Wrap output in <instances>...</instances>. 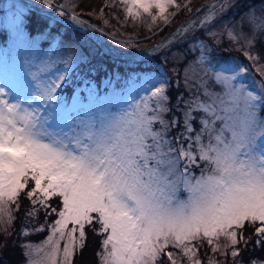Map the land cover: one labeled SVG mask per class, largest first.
I'll list each match as a JSON object with an SVG mask.
<instances>
[{"label": "snow or ice", "instance_id": "6c2138e0", "mask_svg": "<svg viewBox=\"0 0 264 264\" xmlns=\"http://www.w3.org/2000/svg\"><path fill=\"white\" fill-rule=\"evenodd\" d=\"M120 2L128 17L146 14L153 24H169L167 10L182 8L177 0ZM39 3L52 10L41 9L43 53L27 31L31 8L12 3L0 12L12 40L0 49V225L13 222L21 199L30 205L25 221L52 218L37 229H50L42 244L21 245L24 264H73L89 235L101 237L96 264H205V246L234 249L248 233L264 246V11L217 31L236 0H214L128 61L170 62L174 80L155 68L132 71L126 96L96 90L82 97L86 104H68L60 101L72 70L112 53L93 25L71 15V30L61 32L63 7ZM225 36L252 62L259 91L244 82L249 65L214 60Z\"/></svg>", "mask_w": 264, "mask_h": 264}, {"label": "rangeland", "instance_id": "374dc122", "mask_svg": "<svg viewBox=\"0 0 264 264\" xmlns=\"http://www.w3.org/2000/svg\"><path fill=\"white\" fill-rule=\"evenodd\" d=\"M25 1L31 4L33 7L26 4ZM12 3L23 5L26 8H31L32 11L35 10L36 12H40V10H38L37 8L43 9L45 10V12L52 11L47 9L46 6L40 4L39 0H3L0 2V12L6 11L7 7ZM177 3L181 4L182 8L180 10H177L175 7H170L166 13V15L170 17V23L165 25L160 20L153 24L150 17H148L146 14L140 19H131L126 15V12L124 10L125 6L120 2V0H53L54 9L57 4H60L61 6L63 5V7L67 8H63L65 16L59 19V24L62 25H58L61 32L71 30L72 24L69 20V16L74 15L79 19L84 20L87 24L93 25L99 30L98 34L101 36V39L106 46L104 49L105 51L111 50L112 56H122L127 59H131L133 56H135L136 59H140V53L143 52V50L160 44L175 30H178L179 28L184 26H189L188 22H191L194 17L199 15L200 12L203 11L206 13L207 10L204 6L213 4L214 0H177ZM75 9H80L79 13H76ZM249 10H254L257 14H260L261 11H264V0H236V7L231 8L222 17H220L221 23L216 25V30L219 31L225 25L231 27L238 24L241 17L245 16V14ZM32 11L30 14V18L32 16ZM173 13H175L174 16ZM37 20L38 24L40 26H43V19L38 16ZM101 24L105 29H102L99 26ZM41 30L37 31L36 33H32L29 31L27 25L28 33L35 38L37 47L41 48L43 53V51L47 50V46L46 43L41 44L42 37L38 35ZM201 35V32H195L196 37H199ZM192 39L193 35L191 33L185 37V40L187 41H191ZM221 39H223L224 43L213 53L214 60H218L221 63L235 60L237 62H240L241 64L249 65L250 71L248 75L243 78L244 82L249 85L252 90L259 91V89L256 87V83L260 79V77L252 66V62L247 60V58L243 55V50H238L239 45L229 42L226 36L221 37ZM114 41H118L119 44L114 43ZM125 44L133 45L134 47H121ZM11 45L12 40L8 37L7 32L0 30V49H8L9 47H11ZM188 47L189 44L187 43H181L179 45V49L182 52H187ZM192 55L193 54L189 53V59L192 58ZM253 55H255V52H253ZM143 60L145 63H147L146 65L150 64L152 68L159 69L161 73H166L167 77L170 80L175 79V75L171 71L172 66L170 62H164L161 59L149 60L147 56H144ZM89 65L90 64L80 65L72 70V72L70 73L71 78L67 79V83L63 88L60 101L61 103L71 104L73 99L75 98L81 103L86 104L87 101L83 100L82 97H87L90 92L95 95L97 89L93 91L90 88L87 89L86 87H84L85 95H82L80 89L82 88L81 86H86V84L83 82L86 80L84 75L89 72ZM57 67L62 68V65H58ZM173 90L175 91L173 92ZM74 91L75 97H73ZM127 91L128 81L120 79L118 76H116L113 80L105 81L104 87L99 90V94L102 97L105 95L111 97L113 93H119L121 96H126ZM177 92L178 90L175 88L170 91V96L173 93V98L170 103H175L174 95ZM196 174H199L198 170ZM186 195L187 194L185 192H180L181 197H185ZM29 206L30 205L27 200L21 199L19 211H17L16 208L12 209L13 222L11 224L0 225V234L4 233L5 230H7V235H5V242H7L8 244V247L6 249L0 251V262L1 258L4 255V252L7 251V249H10L12 246H15L17 244H20V248L22 244H32L33 246H38L42 244V242L47 238L48 235H50V229L47 228L43 232L37 231L38 228L44 227L46 223H50V218L48 221H45V218H39L41 216L44 217L43 212L39 214L38 218L33 219V221H25V209ZM18 216H21V222L25 221L26 223H28V227L25 229L28 235L25 236L19 234V230L22 227V224L20 223V226L17 227L18 229L14 233V238L12 236V228H15L16 225H18L16 222ZM253 235L254 234L252 233L247 234L248 237H251L248 239V241H250V244H247V248H250L253 251L251 257L253 255H258L260 250H262L263 248V246L256 243L255 245L253 243ZM10 239L12 240L9 243ZM95 239L97 240L98 244H96ZM100 240L101 237L99 236H88L87 241L92 242L96 247L95 253H97V251L99 250ZM221 243H223V241H221ZM61 246H63V242H61ZM243 248L245 250L247 249L245 243L243 242L238 243L234 249L231 246L227 248L221 247L219 251H216L211 246H205L199 252V255L202 259H204L205 264H207V258H211L214 261H217L218 264H233V261L243 260V255L241 254V256L232 257L231 251L235 250L242 253ZM21 251L22 256L20 257L19 262H17L16 264H24L25 257L23 256L22 248ZM75 257L76 255L74 256L73 264L76 263ZM253 261H257L258 264H264V253L261 254L260 258L257 257ZM92 262L93 261L89 263L88 260V264H92Z\"/></svg>", "mask_w": 264, "mask_h": 264}, {"label": "trees", "instance_id": "16d2710c", "mask_svg": "<svg viewBox=\"0 0 264 264\" xmlns=\"http://www.w3.org/2000/svg\"><path fill=\"white\" fill-rule=\"evenodd\" d=\"M1 1H3V0H0V2ZM38 16L42 18L43 13H40L39 11L36 12L35 10H33L31 18L29 17L30 22L28 24V29L32 33H36L37 31L41 30L43 27V26H40L37 22ZM60 26H62V25H60ZM128 61H129V59H124L121 57H115L112 55H111V58L94 59L89 65V72L86 75H84L86 80L83 83H85L86 86H81L82 87L81 89L84 90L83 87H86L87 89L92 88L93 91L95 89L101 90L104 87V83L106 80H113L116 76H118L120 79L127 80L128 74L131 73L132 71H139L141 69L152 68L150 64L146 65L147 63H145V62L142 63L139 67H137L135 64L128 63ZM174 91L175 90H173V92ZM172 94H171V96H172ZM23 210H24V207H23ZM39 218H44V217L41 216ZM20 219H21V216H18V219L16 221L18 225H16L15 228H12L13 229V235L12 236L14 238H15L14 233L17 231V229H18L17 227L20 226V223H21ZM51 219L52 218H50V221H51ZM5 237L6 236L3 233L0 234V244H3L5 242ZM11 240L12 239L9 240V243ZM95 242H96V244H98L96 239H95ZM253 243H254V235H253ZM247 244H250V241H248ZM245 246L247 248L246 244H245ZM95 250H96L95 245L92 242L87 241L85 249L82 252L78 251V253L76 254V257H75L76 263L75 264H88V260H89V263L91 261H93L92 264H96V261L98 258L96 256ZM252 252L253 251L250 248H247L246 250L243 248L241 254L243 255V262L244 263H248V261H250V259H252V261H253L257 257L260 258L261 254L264 253V246H263L262 250H260L258 255H256V256L253 255L251 257ZM21 256H22V251L20 248V244H17L15 246H12L10 249H7V251L4 252V255L1 258L0 263L1 264H16L17 262H19V259Z\"/></svg>", "mask_w": 264, "mask_h": 264}]
</instances>
